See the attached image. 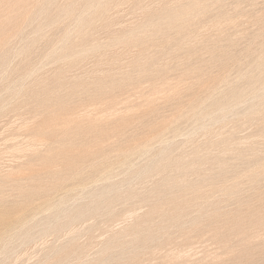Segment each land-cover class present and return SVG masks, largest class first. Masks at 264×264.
<instances>
[{"label": "rangeland", "instance_id": "374dc122", "mask_svg": "<svg viewBox=\"0 0 264 264\" xmlns=\"http://www.w3.org/2000/svg\"><path fill=\"white\" fill-rule=\"evenodd\" d=\"M88 1L0 0V264H264V0Z\"/></svg>", "mask_w": 264, "mask_h": 264}, {"label": "bare ground", "instance_id": "6f19581e", "mask_svg": "<svg viewBox=\"0 0 264 264\" xmlns=\"http://www.w3.org/2000/svg\"><path fill=\"white\" fill-rule=\"evenodd\" d=\"M18 1V0H17ZM89 2V4H90V6L91 7H94V6H97V5H99L100 4V1L99 0H89L88 1ZM18 3V2H17ZM21 3V2H20ZM38 6V5H37ZM12 7V6H11ZM33 10V9H32ZM3 11V10H2ZM21 11V10H20ZM192 9L191 8H185V9H183V10H181V11H177L176 13H172V14H170V17L171 18H173V19H179V18H181L182 16H187V15H190L191 13H192ZM27 16V15H26ZM5 18V17H4ZM21 18H22V16H21ZM26 22V21H25ZM65 22V21H64ZM21 26V25H20ZM12 35V34H11ZM242 35V34H241ZM188 45V44H187ZM252 45V44H251ZM241 49V48H240ZM246 49V48H245ZM251 51V50H250ZM260 52H262V51H260ZM260 54V53H259ZM107 55V54H106ZM258 55V54H257ZM263 56V55H262ZM259 57H260V55H259ZM262 58V57H261ZM264 58V57H263ZM262 58V59H263ZM262 59H261V61H262ZM264 60V59H263ZM13 62V61H12ZM263 62V61H262ZM259 63V62H258ZM230 64V63H229ZM236 64V63H235ZM255 66H256V63L254 64ZM262 71V70H261ZM40 72V71H39ZM247 72V71H246ZM263 72V71H262ZM261 72V73H262ZM32 74V73H31ZM248 74V73H247ZM264 74V73H263ZM253 76H254V73H253ZM243 77V76H242ZM245 77V76H244ZM247 78V77H246ZM263 79V78H262ZM248 80V79H247ZM261 80V79H260ZM251 81L253 82L254 81V78H251ZM168 82V81H167ZM172 82H174V81H172ZM248 82V81H247ZM250 83V82H249ZM189 86V85H188ZM236 88V87H235ZM217 89V88H216ZM258 89V88H257ZM241 90V89H240ZM255 95L257 96V97H259V98H264L263 96V94H261L260 92H258V91H256V93H255ZM244 95L242 94V93H240V92H234L233 94H232V97H233V99L235 100V101H237V100H240L242 97H243ZM250 96V95H249ZM176 98V97H175ZM229 99V98H228ZM233 101V100H232ZM232 104V103H231ZM228 105V103L227 102H225V101H217L216 102V107L219 109V110H223L226 106ZM92 108V107H91ZM232 109V108H231ZM205 111V110H204ZM224 111V110H223ZM226 111V110H225ZM206 112H207V110H206ZM214 112H216V111H214ZM181 114V113H180ZM205 115H212V112H208V113H205L204 114V116ZM199 116H202V114H200ZM213 116V115H212ZM212 127V126H211ZM225 128V127H224ZM250 130V129H249ZM217 131V130H216ZM210 133V132H209ZM222 135V134H221ZM40 139V138H39ZM264 139V138H263ZM246 140V139H245ZM39 141H42L41 139L39 140ZM19 147V146H18ZM142 147V146H141ZM191 148V147H190ZM27 150V149H26ZM18 151V150H17ZM226 153V152H225ZM264 162V161H263ZM259 164V163H258ZM261 164H262V162H261ZM194 166V165H193ZM192 166V167H193ZM107 167V166H106ZM105 167V168H106ZM258 167V166H257ZM256 169V168H255ZM259 169V168H258ZM263 169L264 168H262V170L261 171H263ZM250 170H253V168L252 169H250ZM255 172V171H254ZM256 172H257V170H256ZM260 173V172H259ZM249 174V173H248ZM250 176V175H249ZM255 177V176H254ZM258 177V176H257ZM83 181H84V183H85V180L83 179ZM264 183V182H263ZM198 187V186H197ZM197 187H196V190H197ZM200 187V186H199ZM198 187V188H199ZM202 187V186H201ZM194 189V188H193ZM193 189H192V191H193ZM200 189V188H199ZM198 189V190H199ZM197 190V191H198ZM201 190V189H200ZM193 193H195V190H194V192ZM207 194V193H206ZM247 194V193H246ZM175 195V194H174ZM234 195V194H233ZM225 197V196H224ZM33 206V205H32ZM211 209V208H210ZM128 214V213H127ZM191 214V213H190ZM132 215V214H131ZM130 216V215H129ZM133 216V215H132ZM11 226V225H10ZM4 231V230H3ZM135 236V235H134ZM85 251V250H84ZM192 251V250H191ZM180 253V252H179ZM184 253H187V252H184ZM181 255V254H180ZM187 256V255H186Z\"/></svg>", "mask_w": 264, "mask_h": 264}]
</instances>
